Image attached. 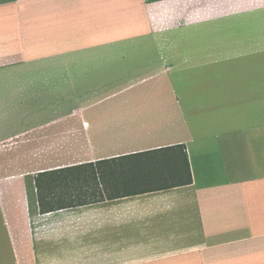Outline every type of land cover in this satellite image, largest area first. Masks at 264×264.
Instances as JSON below:
<instances>
[{"label": "crops", "instance_id": "1", "mask_svg": "<svg viewBox=\"0 0 264 264\" xmlns=\"http://www.w3.org/2000/svg\"><path fill=\"white\" fill-rule=\"evenodd\" d=\"M188 26L189 53L168 56ZM148 39V91L71 112L72 54L118 67ZM0 67H62L38 76L9 148L0 95V264H264V0H0ZM179 144L188 184L41 210L39 172Z\"/></svg>", "mask_w": 264, "mask_h": 264}, {"label": "rangeland", "instance_id": "2", "mask_svg": "<svg viewBox=\"0 0 264 264\" xmlns=\"http://www.w3.org/2000/svg\"><path fill=\"white\" fill-rule=\"evenodd\" d=\"M237 1V0H236ZM236 3V2H235ZM232 10L235 7H231ZM190 12L191 9H188ZM111 28L109 29V27ZM132 27V25H129ZM77 29V25H72ZM118 27V29L116 28ZM113 28V30H112ZM112 30V31H111ZM103 31L106 32H124L122 25H103ZM190 27H182L177 30L168 32V40L166 51L168 53L179 50L182 54L189 53L191 42ZM110 33V32H109ZM107 34V33H106ZM80 41L72 39V47H77ZM134 50L130 55L126 53L125 58L121 60L119 57L118 67L115 65L112 57H105L103 60L106 64L105 67H80V57L78 55H71V67H66V73L69 72L71 76L70 86V107L71 112L80 110V107L85 105V101L100 100L109 96H128L143 94V91H148L151 88V79H143L149 76L148 69L141 66V63L147 59H158L156 63H162L159 54L160 49L152 43V40L135 41ZM127 48V45L125 46ZM170 51V52H169ZM170 62L168 61V64ZM163 64V63H162ZM189 67L190 64L185 63ZM112 66V67H111ZM164 65H157V67H163ZM180 67V66H179ZM183 67V66H182ZM51 68L47 73L46 70ZM62 67H0V95L4 97L5 111L8 112L7 120V139L5 144L8 148L11 145L16 144L20 133L15 131L17 123L14 118L16 112L34 110V104L32 105V96L36 95V89L38 86L45 84V87L52 85V79H48L45 75H58V71ZM159 70V69H158ZM38 76H43V79H38ZM66 87H63L59 92L66 91ZM51 90L46 93L49 95ZM86 93V94H85ZM80 94L87 96L84 99L80 97ZM91 96V99L89 98ZM21 101H23L21 103ZM26 101V103L24 102ZM103 105V104H101ZM24 108V109H23ZM36 110V109H35ZM95 110L93 105L92 109ZM29 124V121L27 122ZM27 133L29 135L30 128L28 125ZM18 133V134H17ZM10 134V135H9Z\"/></svg>", "mask_w": 264, "mask_h": 264}, {"label": "trees", "instance_id": "3", "mask_svg": "<svg viewBox=\"0 0 264 264\" xmlns=\"http://www.w3.org/2000/svg\"><path fill=\"white\" fill-rule=\"evenodd\" d=\"M109 169L112 176L108 177L115 186L112 190L107 186L100 188L98 181V177L101 180ZM190 182L188 155L181 144L46 170L36 175L43 212L94 202L106 195L112 198Z\"/></svg>", "mask_w": 264, "mask_h": 264}]
</instances>
